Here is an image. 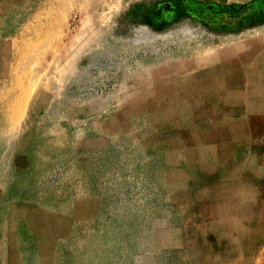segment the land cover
<instances>
[{
	"label": "rangeland",
	"instance_id": "rangeland-1",
	"mask_svg": "<svg viewBox=\"0 0 264 264\" xmlns=\"http://www.w3.org/2000/svg\"><path fill=\"white\" fill-rule=\"evenodd\" d=\"M0 264H264V0H0Z\"/></svg>",
	"mask_w": 264,
	"mask_h": 264
},
{
	"label": "crops",
	"instance_id": "crops-1",
	"mask_svg": "<svg viewBox=\"0 0 264 264\" xmlns=\"http://www.w3.org/2000/svg\"><path fill=\"white\" fill-rule=\"evenodd\" d=\"M247 132L244 135L243 139H240V147L239 150H236L235 153L232 152V158L230 161H243L247 156H250V151H244L243 149L249 144L251 135L248 133V127L246 128ZM251 158H256V154L252 153Z\"/></svg>",
	"mask_w": 264,
	"mask_h": 264
}]
</instances>
